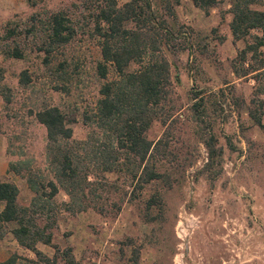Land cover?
I'll return each mask as SVG.
<instances>
[{
  "label": "rangeland",
  "instance_id": "1",
  "mask_svg": "<svg viewBox=\"0 0 264 264\" xmlns=\"http://www.w3.org/2000/svg\"><path fill=\"white\" fill-rule=\"evenodd\" d=\"M90 1L40 0L32 5L27 0H0V87L10 90L9 102L0 95V179L19 187L23 205L29 204L33 193L25 178L7 169L18 159L45 168L46 131L34 111L43 104L57 105L74 117L70 126L75 139L87 134L83 112L93 105L101 83L94 71L99 48L89 30L88 14L94 7ZM170 2L193 46L190 51L166 53L172 76L177 74L180 80L173 82L171 95L179 111L166 129L167 146L158 154L161 170L170 173L172 184L150 182L131 198L132 187L124 190L117 184L119 189L111 196L122 201L114 215L91 209L75 215L62 211L54 242L61 248L70 243L76 264H264V134L246 113L255 82L251 77H236L231 68L244 42L232 40L228 0H220L208 13L191 0ZM54 12L65 13L77 34L47 66L37 47L43 37L41 25ZM34 23L28 34L26 29ZM10 29L15 33L9 35ZM14 42L20 44L23 58L6 55ZM62 61L66 73L58 76L55 70ZM22 70L30 77L25 85L19 83ZM193 91L223 102L222 110L212 113V133L222 155L201 172L207 156L201 140L207 130L192 120L189 96ZM163 130L156 121L147 137L158 139ZM108 178L112 181L116 174ZM123 181L124 176L118 183ZM154 197L161 205L148 211L147 200ZM67 199L59 191L55 200ZM11 235L7 233L0 243V261L12 251L33 258L29 250L10 242ZM38 246L48 255L54 251L42 243Z\"/></svg>",
  "mask_w": 264,
  "mask_h": 264
},
{
  "label": "trees",
  "instance_id": "2",
  "mask_svg": "<svg viewBox=\"0 0 264 264\" xmlns=\"http://www.w3.org/2000/svg\"><path fill=\"white\" fill-rule=\"evenodd\" d=\"M27 1L34 5L40 0ZM191 1L205 13L220 2ZM90 2L94 7L88 14L89 30L99 48L94 71L101 83L93 105L83 112L87 134L83 139H75L70 126L74 117L57 105L43 104L34 111V118L46 131L45 168L33 166L28 159H18L10 162L7 169L25 178L33 193L29 204L19 202V187L14 182L0 179V241L11 233L18 245L31 251L34 258L13 253L0 264H18L19 260L26 264H76L72 245L67 242L61 248L54 242L62 211L75 215L91 209L100 215H114L121 209L122 201L111 196L119 189L117 184L123 189L132 187L129 198L150 182L172 184L170 173L161 170L158 157L167 146L166 129L179 111L171 95L173 82L180 80L177 74L172 76L166 53L192 50L191 35L177 23L170 0H128L121 5L118 0ZM228 2L232 40L244 42L232 59L231 68L238 78H253L255 86L246 113L264 134V0ZM44 22L37 49L48 66L56 52L76 36L77 30L62 12L51 13ZM32 25L26 29L28 34L36 26ZM14 31L10 29L9 35ZM14 43L6 55L23 58L20 44ZM55 71L58 76L65 74V61L59 62ZM29 82L27 70H22L19 83ZM0 95L5 102L10 101L8 87H0ZM222 103L200 91L189 96L192 120L198 128L207 130L201 140L207 156L200 172L212 167L222 155V147L212 133V113L221 111ZM240 103L245 101L241 99ZM156 121L164 130L158 139H149L147 131ZM108 174H116V179L109 180ZM122 176L124 183H118ZM59 191L68 199L56 203ZM159 200L149 198L146 209L161 205ZM39 243L53 248L52 256L39 250Z\"/></svg>",
  "mask_w": 264,
  "mask_h": 264
},
{
  "label": "crops",
  "instance_id": "3",
  "mask_svg": "<svg viewBox=\"0 0 264 264\" xmlns=\"http://www.w3.org/2000/svg\"><path fill=\"white\" fill-rule=\"evenodd\" d=\"M5 236H6V235H5ZM5 236H4V238L0 241V243L5 239ZM11 238H12V239H10V242H13V244H16V248H18V246H17V245H18L17 241L14 239V237H13L12 235H11ZM14 246H15V245H14ZM37 246H38V245H37ZM46 246H47V245H46ZM48 247H49V246H48ZM16 248H15V249H16ZM23 249H24V248H23ZM38 249L41 250L39 246H38ZM25 250H27V249H25ZM41 251H42V250H41ZM29 252H31V251H29ZM42 252H43V251H42ZM53 252H54V251H53ZM13 253H15V251H12V252L9 254V256L12 255ZM31 253H32V252H31ZM43 253H44V252H43ZM32 254H33V253H32ZM45 254H46V253H45ZM52 254H53V253H52ZM52 254H51V255H48V254H47V255H48V256H52ZM33 255H34V254H33ZM9 256H7L6 258L2 259L1 261L6 260ZM28 258H30V257H28ZM33 258H34V257H33ZM23 261H24V260H23ZM18 264H24V262H22L21 260H19ZM25 264H26V263H25Z\"/></svg>",
  "mask_w": 264,
  "mask_h": 264
}]
</instances>
